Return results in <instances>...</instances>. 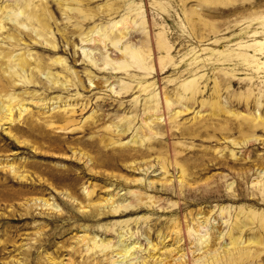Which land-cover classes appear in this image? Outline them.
<instances>
[{
  "label": "rangeland",
  "instance_id": "rangeland-1",
  "mask_svg": "<svg viewBox=\"0 0 264 264\" xmlns=\"http://www.w3.org/2000/svg\"><path fill=\"white\" fill-rule=\"evenodd\" d=\"M0 264H264V0H0Z\"/></svg>",
  "mask_w": 264,
  "mask_h": 264
},
{
  "label": "bare ground",
  "instance_id": "bare-ground-1",
  "mask_svg": "<svg viewBox=\"0 0 264 264\" xmlns=\"http://www.w3.org/2000/svg\"><path fill=\"white\" fill-rule=\"evenodd\" d=\"M31 17H32V16L29 15L27 18H30V19H31ZM135 55H137V54H135ZM133 58H134V57H133ZM135 59H140L139 55H138ZM140 63H141V62H140ZM140 68H141V67H140ZM142 68H143V67H142ZM142 68H141V70H143ZM122 91H123V90H122ZM165 99H166V98H165ZM10 100H11V99H10ZM11 102H12V100H11ZM9 104H10V103H9ZM12 105H13V104H11V105H9V106L6 105L7 107H6V109H4V110H5V113H4L3 115H5L6 117H8V118H7V121H8V122H9L10 119H11ZM16 105H17V104H16ZM17 106H19V105H17ZM21 107H22V105H21ZM1 114H2V113H1ZM3 115H2V116H3ZM126 251H127V249H126V247H125L124 254H127Z\"/></svg>",
  "mask_w": 264,
  "mask_h": 264
}]
</instances>
